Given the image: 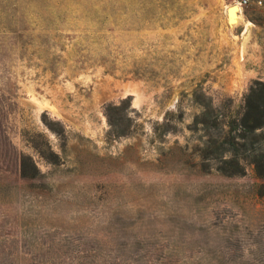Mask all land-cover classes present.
<instances>
[{
	"label": "rangeland",
	"instance_id": "1",
	"mask_svg": "<svg viewBox=\"0 0 264 264\" xmlns=\"http://www.w3.org/2000/svg\"><path fill=\"white\" fill-rule=\"evenodd\" d=\"M235 5L0 0V264H264V5Z\"/></svg>",
	"mask_w": 264,
	"mask_h": 264
},
{
	"label": "trees",
	"instance_id": "2",
	"mask_svg": "<svg viewBox=\"0 0 264 264\" xmlns=\"http://www.w3.org/2000/svg\"><path fill=\"white\" fill-rule=\"evenodd\" d=\"M243 131L242 138H246L247 135L251 136L252 141H256L258 136L256 131L259 130L260 136L264 138V84L255 83L250 88L249 94L246 98V104L243 113L241 114L238 123ZM117 135H125V130H117ZM252 162L254 170L259 175H264V154L256 157Z\"/></svg>",
	"mask_w": 264,
	"mask_h": 264
},
{
	"label": "bare ground",
	"instance_id": "3",
	"mask_svg": "<svg viewBox=\"0 0 264 264\" xmlns=\"http://www.w3.org/2000/svg\"><path fill=\"white\" fill-rule=\"evenodd\" d=\"M237 5L239 6V4H237ZM237 5L229 7L227 9V17L226 18H227V23L229 25L233 24L234 26H236V24L238 23V17H239L240 9L237 7Z\"/></svg>",
	"mask_w": 264,
	"mask_h": 264
},
{
	"label": "built area",
	"instance_id": "4",
	"mask_svg": "<svg viewBox=\"0 0 264 264\" xmlns=\"http://www.w3.org/2000/svg\"><path fill=\"white\" fill-rule=\"evenodd\" d=\"M236 1H237V4H239L241 8H244L250 5H258V6L264 5V0H236Z\"/></svg>",
	"mask_w": 264,
	"mask_h": 264
}]
</instances>
